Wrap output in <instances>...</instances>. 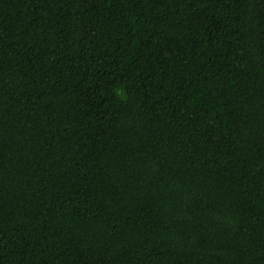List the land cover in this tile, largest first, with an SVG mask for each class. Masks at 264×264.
<instances>
[{
    "label": "trees",
    "instance_id": "16d2710c",
    "mask_svg": "<svg viewBox=\"0 0 264 264\" xmlns=\"http://www.w3.org/2000/svg\"><path fill=\"white\" fill-rule=\"evenodd\" d=\"M0 264H264V0H0Z\"/></svg>",
    "mask_w": 264,
    "mask_h": 264
}]
</instances>
